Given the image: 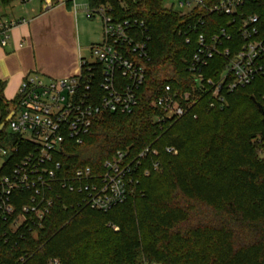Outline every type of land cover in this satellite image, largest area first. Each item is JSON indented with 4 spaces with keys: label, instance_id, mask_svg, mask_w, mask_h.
Wrapping results in <instances>:
<instances>
[{
    "label": "trees",
    "instance_id": "trees-1",
    "mask_svg": "<svg viewBox=\"0 0 264 264\" xmlns=\"http://www.w3.org/2000/svg\"><path fill=\"white\" fill-rule=\"evenodd\" d=\"M17 1L28 0L0 5ZM90 1L111 3L119 20L143 21L151 62L140 106L131 115H103L82 146L69 147L66 165L100 173L117 151L151 147L160 152L161 170L108 212L76 207L78 196L61 192L44 228L15 249L0 242V256L10 263L26 256L21 264H264V78L229 95L222 110L210 109L204 97L193 110L197 119L186 116L162 130L154 123L157 89L196 88L187 66L198 38L229 27L230 18L205 17L200 9L181 16L162 0ZM243 14L259 17L256 38H264V0H249ZM243 43L235 33L236 47ZM8 106L0 84V107ZM167 147L178 155L166 154Z\"/></svg>",
    "mask_w": 264,
    "mask_h": 264
},
{
    "label": "built area",
    "instance_id": "built-area-1",
    "mask_svg": "<svg viewBox=\"0 0 264 264\" xmlns=\"http://www.w3.org/2000/svg\"><path fill=\"white\" fill-rule=\"evenodd\" d=\"M42 1L46 10L56 5ZM248 1L220 0L209 7L204 0H162L181 16L200 9L205 17L224 15L230 22L211 37L199 36L187 66L196 88L181 92L164 85L157 89L152 105L159 129L186 116L197 119L193 110L204 97L210 109L222 110L229 95L264 78V38H256L259 17L243 14ZM68 3L78 11L76 0ZM84 10L90 17L100 16L103 26L101 42L90 47L92 61L81 57L79 73L64 79L46 80L31 73L17 96L6 101L9 106L0 107V242L12 249L44 228L61 192L77 195L76 207L108 212L126 203L141 180L162 167L160 152L151 147L137 154L117 151L100 173L89 166L70 171L66 165L69 147L82 146L103 115H131L140 106L151 62L149 29L143 21L117 19L109 2L86 5ZM204 24L203 18L198 20V25ZM13 25L0 24L2 46L8 44ZM235 33L244 41L238 48ZM216 58L220 60L212 65ZM165 152L178 155L171 147ZM5 257L0 256V264L26 260L25 256L10 263Z\"/></svg>",
    "mask_w": 264,
    "mask_h": 264
},
{
    "label": "crops",
    "instance_id": "crops-1",
    "mask_svg": "<svg viewBox=\"0 0 264 264\" xmlns=\"http://www.w3.org/2000/svg\"><path fill=\"white\" fill-rule=\"evenodd\" d=\"M42 0L0 5V24H14L6 46L0 43V84L6 101L13 100L22 81L31 73L58 80L77 75L83 49L74 34V13L69 0Z\"/></svg>",
    "mask_w": 264,
    "mask_h": 264
},
{
    "label": "rangeland",
    "instance_id": "rangeland-1",
    "mask_svg": "<svg viewBox=\"0 0 264 264\" xmlns=\"http://www.w3.org/2000/svg\"><path fill=\"white\" fill-rule=\"evenodd\" d=\"M90 3V0H76L79 9L74 13L73 28L75 37L83 49V58L92 61L90 47L101 42L103 26L100 16L90 17L84 10V7L90 5Z\"/></svg>",
    "mask_w": 264,
    "mask_h": 264
},
{
    "label": "water",
    "instance_id": "water-1",
    "mask_svg": "<svg viewBox=\"0 0 264 264\" xmlns=\"http://www.w3.org/2000/svg\"><path fill=\"white\" fill-rule=\"evenodd\" d=\"M1 128H3V126Z\"/></svg>",
    "mask_w": 264,
    "mask_h": 264
}]
</instances>
